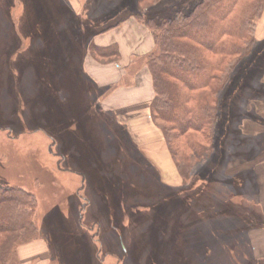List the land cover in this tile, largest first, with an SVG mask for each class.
<instances>
[{"label": "rangeland", "instance_id": "rangeland-1", "mask_svg": "<svg viewBox=\"0 0 264 264\" xmlns=\"http://www.w3.org/2000/svg\"><path fill=\"white\" fill-rule=\"evenodd\" d=\"M40 2L0 0V182L21 186L35 194L33 221L38 236L35 240L41 238L47 243L49 264H249L252 253L246 223H252L251 213L263 207L260 193L264 184L254 167L257 161H264V124L259 122L264 118V10L254 34L259 44L242 60L232 81V92L226 94L228 100L230 96L239 97V105L233 111L219 110L220 124L210 158L199 164L192 162V173L185 176L178 171L150 113L149 124L143 119L129 130L121 125L119 117V125L112 124L116 119L112 108L98 113L99 104L89 108L91 102L84 97L82 102L87 109L83 115H88L82 120L95 136L99 152L87 153L92 160L87 161L91 172L88 168L83 176L74 171L79 168L80 151L69 145L70 140L55 141L51 132L43 131L52 124V114H69L66 111L78 89L73 94L67 85L66 90L63 86L60 89V97L66 98L61 104L63 112L54 109L59 107L56 101L48 102L46 90L51 80L47 73L51 75L52 68L46 73L37 71L48 30L42 23V27L33 24L46 6L45 11L52 13L54 19L49 23L50 40L62 53H67L68 44L74 42L72 46L78 55L71 65L76 66L81 56L83 63L86 55L83 47L92 42L97 30L112 26L120 15L97 22L89 20L111 13L120 0H51L38 7ZM191 3L186 5L190 7ZM97 59L107 65L117 62L113 63L116 69L122 67L115 56ZM140 62L134 60L132 64L137 67ZM133 66L125 71L133 72ZM73 71L69 79L66 73V83H84L90 89L89 99L102 93L84 66L80 73ZM46 103L52 104V109ZM74 107L72 104L71 109ZM253 114L259 121L253 119ZM107 117L112 119L110 125L103 124ZM244 135L249 143L253 139L262 141L250 148V158L244 156L245 161L229 162L233 142H238L237 150H241ZM156 152L160 155L153 158L150 154ZM257 168L264 178V162ZM243 170L245 174L240 181L235 179L230 184L223 177H232ZM183 177L188 179L184 181ZM208 177L212 181L205 180ZM112 182L119 183L118 188L110 186L114 193L123 184L121 199L119 194L114 199L107 186ZM239 192L241 204L234 195ZM225 198L233 201L232 207L219 211L224 209ZM81 199L85 202L79 210ZM111 200H115L114 206ZM51 218L57 230L51 227ZM226 233L238 237V246L232 250L223 246L232 237ZM77 237L82 239L72 241ZM182 239L184 251L170 252V245ZM17 248L13 264H19Z\"/></svg>", "mask_w": 264, "mask_h": 264}, {"label": "trees", "instance_id": "trees-1", "mask_svg": "<svg viewBox=\"0 0 264 264\" xmlns=\"http://www.w3.org/2000/svg\"><path fill=\"white\" fill-rule=\"evenodd\" d=\"M48 1L41 0L37 6L46 5ZM188 2H192L190 7L187 6ZM117 5L113 7L111 13L105 12L106 15L98 19L91 18L89 21H103L114 15H120L112 25L118 26L128 17H133L151 31L154 48L145 55V65L151 75L154 90V96L149 105L151 119L161 129L178 171L180 170V173L188 176L190 172L192 173V162L195 164L205 162L214 152L216 132L220 124L219 110L224 109L227 112L228 108L233 111L239 105V97L230 96L231 99L228 100L226 94L232 92L235 74L241 67L242 60L259 44L254 34L257 20L264 10V0H120ZM45 8L33 25L37 27L42 23L41 25L48 30H45L46 48L41 54V65L37 70L39 73H46L47 69L52 68L51 75L47 73L48 79L51 80L49 90H46V94L49 93L50 97L48 102L56 101L59 107L55 106L54 109L63 112L64 106L61 104L66 102V98L60 97L62 86L66 90L67 85L71 94L75 89H78V94L72 103L75 104V107L71 109L72 104H70L66 111L69 114L65 115V112L64 115L52 114V124L43 128V131L51 132L52 139L55 141L59 138L70 140L69 145L73 144L74 149L80 151L79 168L77 167L74 171L84 176L85 170L88 168L91 172L87 161L92 160L87 157V153L99 151L96 148L95 136L90 134L87 125L82 120L88 115H83V111L87 108L82 100L85 97L91 102L87 105L89 108H91L90 106L95 108L98 103L100 106L96 108L98 113L102 114L103 109L98 101V94L96 99L88 98L90 89L84 83L81 84L79 81L66 83V73L69 79L73 71L72 68H74L73 73L81 72L83 68L82 56L76 66H72V60L78 55V51L72 46L74 42L68 44L69 51L67 53H62L58 50L55 42L50 40L52 28L49 23L54 19L52 13L45 11ZM112 26L99 29L97 33ZM88 49L96 58L117 57L118 55L115 44L102 48L90 42L88 46L83 47L86 52ZM48 106L52 109L53 105L46 103V107ZM45 114L49 119V115ZM253 116L255 121H259L256 119L257 115L253 114ZM89 118L93 120L90 115ZM113 121L112 124L116 122L115 125H119L115 119ZM110 122L112 119L107 117L103 124L106 125ZM259 122L264 124V118H261ZM226 126L229 125L226 124ZM241 141L243 147L241 150H237L240 147L239 143L233 142L234 148L229 162L240 159L245 161L244 156L250 158L252 154L249 152L250 148L256 144L259 145L262 139L256 141L253 139L249 143L247 136L244 135ZM68 156L71 157L72 154L68 153ZM199 166L201 167V165ZM244 174L243 170L232 177H223L228 179L227 182L231 184L232 180H242L240 177ZM205 180L210 182L212 178L208 177ZM118 184V182L107 184L114 199L115 194H119L120 199L122 198L120 189L123 188V184L118 192L114 193L112 190V187L118 188ZM203 189H205L204 186ZM234 195L241 204L242 193H234ZM228 200V198L223 200L224 209L219 211H225L232 207L231 202L233 201ZM83 202L85 199H81L78 205L79 210L82 209ZM257 202L261 203L259 200ZM114 205L115 200H111V206ZM36 206L37 198L34 193L18 185L0 182V264H13V252L16 255V248L38 237L33 221ZM53 218L55 217L53 216ZM62 220L64 221V219ZM249 220L252 223H246L248 231L264 228L263 210L253 211ZM51 227L57 230V225L52 224V218ZM228 234L226 233L227 236ZM229 235L232 236L231 239L228 242H223L226 250H232L238 246V237H235L233 233ZM67 238L69 237L67 236ZM81 239L82 237H77L72 241L76 242ZM246 241L248 242V240ZM176 242L170 245V252L184 251V240L182 239L180 243ZM261 247V252H258L255 245H250L252 255L249 264L264 263V244ZM176 253L174 256L178 259ZM259 253L262 255L257 257Z\"/></svg>", "mask_w": 264, "mask_h": 264}, {"label": "crops", "instance_id": "crops-1", "mask_svg": "<svg viewBox=\"0 0 264 264\" xmlns=\"http://www.w3.org/2000/svg\"><path fill=\"white\" fill-rule=\"evenodd\" d=\"M92 44L102 48L115 44L118 52V64L122 66L116 69L113 63L117 62L108 65L99 62L89 49L83 58L84 69L90 72L94 82L102 88V93L98 95V101L103 111L106 112L105 110L112 108L115 120L121 118V125L129 130L131 125L135 126L143 119H145L146 124H149V105L154 96V90L151 75L144 65L143 59L154 48L151 31L135 18L128 17L121 25L112 26L97 33L92 38ZM134 60L142 62L135 67L133 66ZM131 65L133 72L128 74V70L126 72L125 69L131 68ZM109 77L113 79H107ZM133 122H135L134 125ZM157 135L158 133L155 132V136ZM150 155L157 158L160 153L156 152L155 155ZM164 155L169 160L166 151ZM261 162L264 161H257L254 168L258 179H261V184H264V178L260 177L261 174L257 168ZM260 196L263 200L262 210L264 212V190L262 189ZM248 234L250 245H255L258 252H261V245L264 244V228L250 230ZM261 255L262 253H259L256 256L260 257ZM17 258L19 264H49L50 256L47 243L44 239L39 238L21 244L17 248Z\"/></svg>", "mask_w": 264, "mask_h": 264}]
</instances>
